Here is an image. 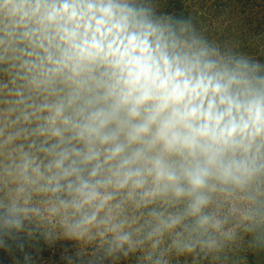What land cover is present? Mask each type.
Returning a JSON list of instances; mask_svg holds the SVG:
<instances>
[{
  "label": "clouds",
  "instance_id": "clouds-1",
  "mask_svg": "<svg viewBox=\"0 0 264 264\" xmlns=\"http://www.w3.org/2000/svg\"><path fill=\"white\" fill-rule=\"evenodd\" d=\"M0 75V238L59 227L87 264L264 253V61L156 0H0Z\"/></svg>",
  "mask_w": 264,
  "mask_h": 264
},
{
  "label": "trees",
  "instance_id": "trees-1",
  "mask_svg": "<svg viewBox=\"0 0 264 264\" xmlns=\"http://www.w3.org/2000/svg\"><path fill=\"white\" fill-rule=\"evenodd\" d=\"M156 2L160 12L190 20L196 30L210 42L215 41L222 47H232L235 36L231 32L236 30V22L232 27L230 24L232 19H225L228 9L220 11L223 5H211V2L202 0H156ZM0 79L5 77L0 75ZM0 107L3 105L0 104ZM87 246L93 249H88V253L83 251L85 253L83 264H87L88 256L96 247L95 242L89 244L77 241L64 235L59 227L34 223L31 232H22L11 238H0V264H81L76 258L74 248L84 250ZM63 247L68 248L62 249ZM58 249L62 251L57 255ZM52 251L56 252V255L43 260L49 257ZM138 256L139 253L132 254L127 260L121 259L118 264H140ZM173 264H193V260L192 257H176ZM195 264H264V253L254 254L248 248V238L244 237L235 244L228 245L217 255L197 257Z\"/></svg>",
  "mask_w": 264,
  "mask_h": 264
},
{
  "label": "rangeland",
  "instance_id": "rangeland-1",
  "mask_svg": "<svg viewBox=\"0 0 264 264\" xmlns=\"http://www.w3.org/2000/svg\"><path fill=\"white\" fill-rule=\"evenodd\" d=\"M202 1L211 2V5H223V8L221 10L219 9L220 11L228 9V14L225 19H232V22H230L232 27L236 22V30L231 32L235 36L233 39L234 45L232 44L231 47L233 50L240 51L264 61V0ZM65 248L68 247H63L62 249ZM62 249H58L57 255ZM88 249L93 248L91 246H87V248L84 247V250H82V248H74L75 253L81 250L87 251L86 253H88ZM55 255L56 252H53L49 257H45L43 260L53 258Z\"/></svg>",
  "mask_w": 264,
  "mask_h": 264
}]
</instances>
